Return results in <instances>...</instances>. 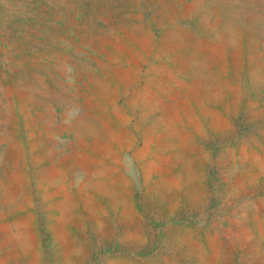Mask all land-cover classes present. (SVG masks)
I'll return each instance as SVG.
<instances>
[{
	"label": "rangeland",
	"instance_id": "374dc122",
	"mask_svg": "<svg viewBox=\"0 0 264 264\" xmlns=\"http://www.w3.org/2000/svg\"><path fill=\"white\" fill-rule=\"evenodd\" d=\"M0 264H264V0H0Z\"/></svg>",
	"mask_w": 264,
	"mask_h": 264
}]
</instances>
